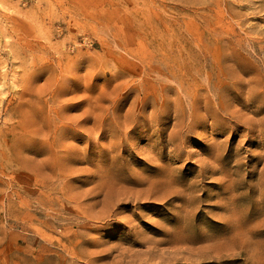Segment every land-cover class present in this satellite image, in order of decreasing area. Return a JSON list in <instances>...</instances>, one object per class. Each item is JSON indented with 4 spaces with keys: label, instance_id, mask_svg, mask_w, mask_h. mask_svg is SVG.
<instances>
[{
    "label": "rangeland",
    "instance_id": "1",
    "mask_svg": "<svg viewBox=\"0 0 264 264\" xmlns=\"http://www.w3.org/2000/svg\"><path fill=\"white\" fill-rule=\"evenodd\" d=\"M0 264H264V0H0Z\"/></svg>",
    "mask_w": 264,
    "mask_h": 264
},
{
    "label": "bare ground",
    "instance_id": "2",
    "mask_svg": "<svg viewBox=\"0 0 264 264\" xmlns=\"http://www.w3.org/2000/svg\"><path fill=\"white\" fill-rule=\"evenodd\" d=\"M165 235V234H164Z\"/></svg>",
    "mask_w": 264,
    "mask_h": 264
}]
</instances>
